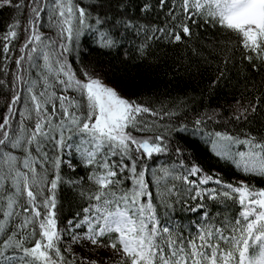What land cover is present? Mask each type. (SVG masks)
Wrapping results in <instances>:
<instances>
[{
	"label": "snow or ice",
	"instance_id": "obj_1",
	"mask_svg": "<svg viewBox=\"0 0 264 264\" xmlns=\"http://www.w3.org/2000/svg\"><path fill=\"white\" fill-rule=\"evenodd\" d=\"M0 264H264V0H0Z\"/></svg>",
	"mask_w": 264,
	"mask_h": 264
},
{
	"label": "trees",
	"instance_id": "obj_2",
	"mask_svg": "<svg viewBox=\"0 0 264 264\" xmlns=\"http://www.w3.org/2000/svg\"><path fill=\"white\" fill-rule=\"evenodd\" d=\"M3 15H7L4 13ZM176 52H170V56H175ZM171 64V61H169ZM229 75L235 77L236 70L229 66ZM115 75L119 79H124L126 77H132L135 79L139 90H142L147 95H151L154 90H159L164 92L166 89L171 92L172 96H176L178 92L183 90H189L195 87V81H188L185 77L183 80H177L173 78L171 70L161 64L159 66H153L147 68L144 66H128L126 68L115 69ZM205 82L201 83V87L204 86ZM192 151L202 160L207 166L210 167L212 172H218L224 176L226 180H234L239 178L240 174L237 173L234 167L225 166L223 161H217V158H210L211 153L205 150V146L199 142L192 147ZM187 217H191L193 220L196 218L193 213H185Z\"/></svg>",
	"mask_w": 264,
	"mask_h": 264
}]
</instances>
